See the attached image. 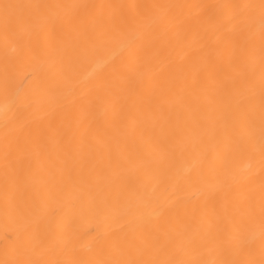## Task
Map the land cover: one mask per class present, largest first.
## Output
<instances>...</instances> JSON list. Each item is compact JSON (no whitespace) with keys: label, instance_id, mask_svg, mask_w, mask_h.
Returning a JSON list of instances; mask_svg holds the SVG:
<instances>
[{"label":"bare ground","instance_id":"1","mask_svg":"<svg viewBox=\"0 0 264 264\" xmlns=\"http://www.w3.org/2000/svg\"><path fill=\"white\" fill-rule=\"evenodd\" d=\"M4 3L97 7L0 23V264H260V0Z\"/></svg>","mask_w":264,"mask_h":264},{"label":"snow or ice","instance_id":"2","mask_svg":"<svg viewBox=\"0 0 264 264\" xmlns=\"http://www.w3.org/2000/svg\"><path fill=\"white\" fill-rule=\"evenodd\" d=\"M97 7L96 5H48V4H9L4 3L0 5L3 10L2 23L5 38L9 35H20L22 31L27 29L28 21L34 19H44L47 16L49 10L53 8H73V9H92ZM225 7H235L242 9L239 22L251 26L258 19L261 33L260 44V61L261 71L259 78V120H260V137L264 142V0H260L259 5H234ZM258 8V17L254 11ZM254 110V109H253ZM4 192L5 196L14 191L18 181V174L13 175L11 164L13 160V154L6 150L4 157ZM261 228L262 235H264V207L261 210ZM262 249H264V243H262ZM25 264H61L58 261H45V260H29ZM112 264H182V262H167L158 260H128V261H113ZM207 264H255L253 261H241V260H224V261H209ZM260 264H264V259H261Z\"/></svg>","mask_w":264,"mask_h":264}]
</instances>
